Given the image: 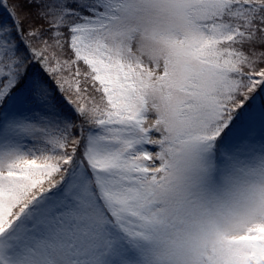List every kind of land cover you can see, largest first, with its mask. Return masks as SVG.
<instances>
[{
  "label": "snow or ice",
  "instance_id": "6c2138e0",
  "mask_svg": "<svg viewBox=\"0 0 264 264\" xmlns=\"http://www.w3.org/2000/svg\"><path fill=\"white\" fill-rule=\"evenodd\" d=\"M0 13V264H264V0Z\"/></svg>",
  "mask_w": 264,
  "mask_h": 264
},
{
  "label": "trees",
  "instance_id": "16d2710c",
  "mask_svg": "<svg viewBox=\"0 0 264 264\" xmlns=\"http://www.w3.org/2000/svg\"><path fill=\"white\" fill-rule=\"evenodd\" d=\"M0 15H2V13H0Z\"/></svg>",
  "mask_w": 264,
  "mask_h": 264
}]
</instances>
